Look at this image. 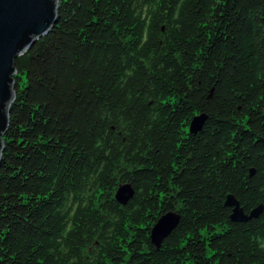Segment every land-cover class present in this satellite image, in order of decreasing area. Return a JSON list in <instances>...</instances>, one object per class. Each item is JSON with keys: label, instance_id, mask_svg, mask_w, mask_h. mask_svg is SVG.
<instances>
[{"label": "trees", "instance_id": "1", "mask_svg": "<svg viewBox=\"0 0 264 264\" xmlns=\"http://www.w3.org/2000/svg\"><path fill=\"white\" fill-rule=\"evenodd\" d=\"M14 64L0 264H264V0H60Z\"/></svg>", "mask_w": 264, "mask_h": 264}, {"label": "water", "instance_id": "2", "mask_svg": "<svg viewBox=\"0 0 264 264\" xmlns=\"http://www.w3.org/2000/svg\"><path fill=\"white\" fill-rule=\"evenodd\" d=\"M60 0H0V160L4 148L2 137L9 125V107L14 101L15 59L46 35L57 21ZM204 115L195 116L190 131L200 129ZM129 183L120 184L116 201L125 205L133 195ZM225 205L231 208L232 221H247L258 216L260 207L245 213L234 195H227ZM179 214L169 211L162 214L150 230V240L159 246L162 239L177 225Z\"/></svg>", "mask_w": 264, "mask_h": 264}]
</instances>
